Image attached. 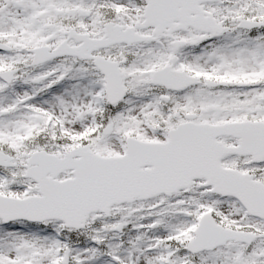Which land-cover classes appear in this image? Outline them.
<instances>
[{
  "label": "snow or ice",
  "instance_id": "snow-or-ice-1",
  "mask_svg": "<svg viewBox=\"0 0 264 264\" xmlns=\"http://www.w3.org/2000/svg\"><path fill=\"white\" fill-rule=\"evenodd\" d=\"M0 264H264V0H0Z\"/></svg>",
  "mask_w": 264,
  "mask_h": 264
}]
</instances>
